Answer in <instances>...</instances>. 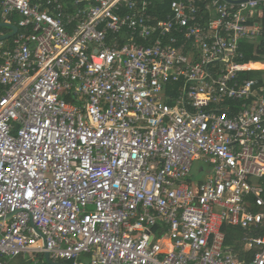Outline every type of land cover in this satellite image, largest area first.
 I'll list each match as a JSON object with an SVG mask.
<instances>
[{"label": "built area", "instance_id": "1", "mask_svg": "<svg viewBox=\"0 0 264 264\" xmlns=\"http://www.w3.org/2000/svg\"><path fill=\"white\" fill-rule=\"evenodd\" d=\"M0 16L17 28L0 41V264H264V70L241 51L264 0H0Z\"/></svg>", "mask_w": 264, "mask_h": 264}, {"label": "trees", "instance_id": "2", "mask_svg": "<svg viewBox=\"0 0 264 264\" xmlns=\"http://www.w3.org/2000/svg\"><path fill=\"white\" fill-rule=\"evenodd\" d=\"M1 31H3V29L0 30V33H1ZM241 51L244 54V59H243L244 63L254 61V62H251L247 66V68H252L255 63L264 62V39L261 40V44H259V45H251V44L242 45ZM262 73H264V72H262ZM260 74H261V72H251L249 74V76L250 77L251 76H257ZM223 231L226 233V243H229L230 241L233 243L235 240H237V238L241 237V235L244 233L239 228L229 227V226L224 227Z\"/></svg>", "mask_w": 264, "mask_h": 264}, {"label": "crops", "instance_id": "3", "mask_svg": "<svg viewBox=\"0 0 264 264\" xmlns=\"http://www.w3.org/2000/svg\"><path fill=\"white\" fill-rule=\"evenodd\" d=\"M1 23H3V22H2L1 16H0V24ZM2 29H3V31H1L0 37H3V36H5V35H7V34L12 32L11 30L9 31V28H6V27L0 28V30H2ZM262 39H264V36H262L256 43L252 42L250 44L251 45H259V44H261V40ZM209 173H211V171L207 172L206 174L208 175ZM226 227H228V226H226ZM244 233L241 235V237L244 236ZM224 234L226 236L225 232H224ZM239 238H237V240ZM237 240H235L233 243L231 241L229 243H226V241H225V245L226 246L238 247L237 246ZM44 255H45V253H43V254H34V255L26 254V255H21V256L15 257V258H2L1 260H2L3 264H47ZM86 256H89V255H83L81 258H84ZM49 259L52 262H56V263H60V264H71L70 262H65V261H62V260H52L50 257H49ZM89 260H90V258H89Z\"/></svg>", "mask_w": 264, "mask_h": 264}, {"label": "rangeland", "instance_id": "4", "mask_svg": "<svg viewBox=\"0 0 264 264\" xmlns=\"http://www.w3.org/2000/svg\"><path fill=\"white\" fill-rule=\"evenodd\" d=\"M254 70H264V62L255 63L252 67ZM199 170L204 171L205 173L211 171V167L203 162L197 163L193 168V181H197L199 179V175L196 174ZM90 256H86L81 258V262L88 263Z\"/></svg>", "mask_w": 264, "mask_h": 264}, {"label": "water", "instance_id": "5", "mask_svg": "<svg viewBox=\"0 0 264 264\" xmlns=\"http://www.w3.org/2000/svg\"><path fill=\"white\" fill-rule=\"evenodd\" d=\"M2 27L9 28L12 32L10 34H7V35L3 36V37H0V41H4V40L12 38L15 35L16 31H17V28L15 26H13V25H10V24L1 23L0 24V28H2ZM44 256H45V260H46L47 264H60V263L52 262L49 259L48 253H45Z\"/></svg>", "mask_w": 264, "mask_h": 264}]
</instances>
